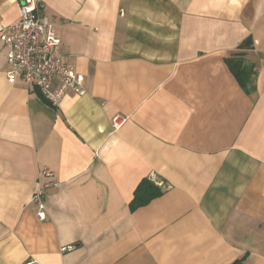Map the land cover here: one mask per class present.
<instances>
[{
  "label": "crops",
  "instance_id": "0c3cea01",
  "mask_svg": "<svg viewBox=\"0 0 264 264\" xmlns=\"http://www.w3.org/2000/svg\"><path fill=\"white\" fill-rule=\"evenodd\" d=\"M43 2L85 93L11 82L0 44V264H264V0ZM248 36L251 93L225 61ZM143 178L164 192L132 210Z\"/></svg>",
  "mask_w": 264,
  "mask_h": 264
},
{
  "label": "built area",
  "instance_id": "2783aa9c",
  "mask_svg": "<svg viewBox=\"0 0 264 264\" xmlns=\"http://www.w3.org/2000/svg\"><path fill=\"white\" fill-rule=\"evenodd\" d=\"M44 9L43 0H22L20 20L11 24L0 21V44L9 48V80L38 88L49 102L58 106L69 93H85V77L60 52L61 38ZM56 79L58 85L54 88ZM124 120L116 116L113 126L118 128ZM53 177L54 173L47 167L40 170L38 187L32 197L40 220L47 218L45 194L55 184Z\"/></svg>",
  "mask_w": 264,
  "mask_h": 264
},
{
  "label": "trees",
  "instance_id": "16d2710c",
  "mask_svg": "<svg viewBox=\"0 0 264 264\" xmlns=\"http://www.w3.org/2000/svg\"><path fill=\"white\" fill-rule=\"evenodd\" d=\"M254 48V40L252 36L244 39L238 51L226 57L225 61L229 69L232 71L240 86L247 92L251 93L255 89L256 71L253 64L247 63L245 54ZM161 186L149 178H143L137 186L133 200L131 201V209L135 210L139 207L149 204L155 198L163 194ZM233 264H245L244 259H238Z\"/></svg>",
  "mask_w": 264,
  "mask_h": 264
}]
</instances>
